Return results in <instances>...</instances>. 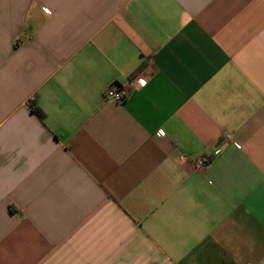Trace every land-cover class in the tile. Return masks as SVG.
Segmentation results:
<instances>
[{"label":"crops","instance_id":"1","mask_svg":"<svg viewBox=\"0 0 264 264\" xmlns=\"http://www.w3.org/2000/svg\"><path fill=\"white\" fill-rule=\"evenodd\" d=\"M0 264H264V0H0Z\"/></svg>","mask_w":264,"mask_h":264},{"label":"built area","instance_id":"2","mask_svg":"<svg viewBox=\"0 0 264 264\" xmlns=\"http://www.w3.org/2000/svg\"><path fill=\"white\" fill-rule=\"evenodd\" d=\"M135 79V83H136ZM139 83H136V85ZM126 92L122 88V86H109L104 92H103V98L106 100H113L116 102H123L125 100ZM158 135H161V132H158ZM206 160L205 159H198L197 165L203 166L205 165Z\"/></svg>","mask_w":264,"mask_h":264},{"label":"trees","instance_id":"3","mask_svg":"<svg viewBox=\"0 0 264 264\" xmlns=\"http://www.w3.org/2000/svg\"><path fill=\"white\" fill-rule=\"evenodd\" d=\"M31 110L37 113L40 117L43 116V112L38 106L31 104Z\"/></svg>","mask_w":264,"mask_h":264}]
</instances>
